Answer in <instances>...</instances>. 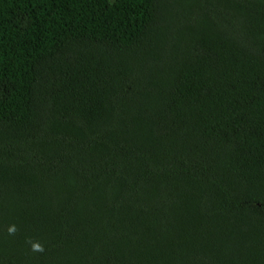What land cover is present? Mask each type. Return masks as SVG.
<instances>
[{
  "label": "trees",
  "instance_id": "1",
  "mask_svg": "<svg viewBox=\"0 0 264 264\" xmlns=\"http://www.w3.org/2000/svg\"><path fill=\"white\" fill-rule=\"evenodd\" d=\"M0 264H264V0H0Z\"/></svg>",
  "mask_w": 264,
  "mask_h": 264
},
{
  "label": "clouds",
  "instance_id": "2",
  "mask_svg": "<svg viewBox=\"0 0 264 264\" xmlns=\"http://www.w3.org/2000/svg\"><path fill=\"white\" fill-rule=\"evenodd\" d=\"M16 231H17V229H16V226H15V225H11V226H9V228H8V233H9L10 235H14V234L16 233ZM28 242L30 243V245H31V250H32L33 252H41V253H42V252L45 251L43 245H41V244H39V243H36V242H32L31 240H29Z\"/></svg>",
  "mask_w": 264,
  "mask_h": 264
}]
</instances>
